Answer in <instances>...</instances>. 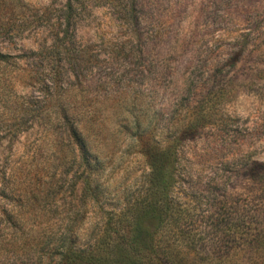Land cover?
Segmentation results:
<instances>
[{"label":"rangeland","instance_id":"1","mask_svg":"<svg viewBox=\"0 0 264 264\" xmlns=\"http://www.w3.org/2000/svg\"><path fill=\"white\" fill-rule=\"evenodd\" d=\"M64 2L0 0V53L23 56L0 65V264H68L74 248L107 261L103 223L146 188L137 136L180 135V216L154 239L166 264H264V0H76L68 25ZM57 39L84 51L77 68L54 61ZM54 72L69 92L47 99L48 122ZM72 119L105 158L96 203Z\"/></svg>","mask_w":264,"mask_h":264},{"label":"trees","instance_id":"2","mask_svg":"<svg viewBox=\"0 0 264 264\" xmlns=\"http://www.w3.org/2000/svg\"><path fill=\"white\" fill-rule=\"evenodd\" d=\"M63 11L65 13L64 21L70 24L75 12L76 0H64ZM65 34L63 32L62 37ZM69 42L64 39H57L50 49L54 61L62 63L64 66L74 68L78 67L76 63L84 60V51L82 49H70ZM43 48H39V56ZM34 54V52H32ZM23 56H6L0 53V65L7 64L10 60L21 59ZM52 72H49L51 74ZM59 82L58 75L54 72L50 78L46 79L45 96L43 112L45 120L48 122L51 111L46 110L53 105L47 103L53 97L57 100L67 96L69 92L67 84L63 82L61 87L57 88ZM55 116H59L64 122L69 119L68 110L64 107H57ZM72 117V116H70ZM66 127V136L77 151L80 165L83 172L81 173L82 197L94 203L100 200V192L96 175L102 169V163L105 160L94 144L90 132L82 120L72 119ZM203 126L194 124H180L179 129L182 133L192 132L198 134ZM139 144L141 154L148 163V175L146 188L141 195L133 198L129 203L118 212H113V219L109 218L102 225V233L99 239L107 240V248L110 256L105 261L99 254L82 251L79 248L72 250V257L68 258L65 263L68 264H166L163 255L154 245L155 236L159 233L167 232L172 223L180 216V209L176 200L172 197V191L176 184V172L178 157L176 146L181 143L183 136L172 137L169 142L162 146L158 142H152L150 145L145 141ZM173 140V141H172ZM96 152H95V151ZM259 181H264V172H260ZM229 232L224 233V237L230 238ZM255 243L260 245L264 237L257 233ZM225 262L229 263L232 254L229 251H219L217 253Z\"/></svg>","mask_w":264,"mask_h":264}]
</instances>
